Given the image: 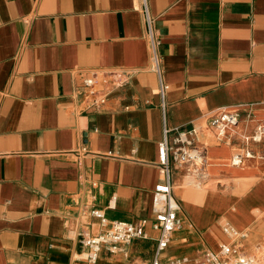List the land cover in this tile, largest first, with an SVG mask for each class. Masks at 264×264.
<instances>
[{"label": "crops", "instance_id": "1", "mask_svg": "<svg viewBox=\"0 0 264 264\" xmlns=\"http://www.w3.org/2000/svg\"><path fill=\"white\" fill-rule=\"evenodd\" d=\"M220 108L239 114L238 133L264 122V0H0V264H152L164 137L180 209L160 260L231 244L264 264V141L219 140ZM190 148L203 163L178 159ZM142 219L145 238L86 258V238Z\"/></svg>", "mask_w": 264, "mask_h": 264}, {"label": "built area", "instance_id": "2", "mask_svg": "<svg viewBox=\"0 0 264 264\" xmlns=\"http://www.w3.org/2000/svg\"><path fill=\"white\" fill-rule=\"evenodd\" d=\"M145 23L147 26V36L149 38L151 50L154 52L158 42L153 37L152 20L149 18L146 8H143ZM154 69L159 74L157 57L153 56ZM112 78L116 80L117 75L113 74ZM118 80V79H117ZM83 84L88 88L86 96L88 99V107L98 108L103 105L106 98L100 92L93 90L94 86L93 78H86L83 80ZM167 86L160 84L159 95L163 99ZM253 115L248 113L246 115V121L254 120ZM240 116L234 110L227 108H220L209 120V126L214 130L216 136L221 141H229L232 137L238 135L243 144L260 143L264 141V122H256L250 133L237 132L236 128L239 124ZM169 132L168 129H164V135ZM181 143H186L187 140L183 136L179 137ZM246 157L251 156L250 152H244ZM178 159L180 161H196L203 163L205 158L200 150L197 148L185 149L177 152ZM232 162L238 164L241 160L239 154H234L231 158ZM157 167L159 170L160 181L155 185V192L161 195L163 199V207L155 208V220L156 224L154 229L158 231L157 245L155 251V257L152 264H180L177 261L162 262L160 256L165 251L172 233L178 229L179 222L177 219V212L180 209L179 203L173 197L171 192V176L172 169L170 164L169 149L167 146L166 138L164 137L158 144V162ZM93 216L98 218L102 224L106 223V218L99 210H93L91 212ZM147 221L142 219L137 223H126L115 221L110 223L109 228L100 233L97 236L89 237L84 240V245L89 248L86 258L90 262H95L98 252L102 245L111 244V250L117 249L118 243L129 242L133 238H145ZM223 233L230 237L238 236L236 230L228 225H225L222 229ZM195 264H256L255 260L249 256L238 253L237 247L231 244H221L219 250L214 252L207 250L203 253L201 259Z\"/></svg>", "mask_w": 264, "mask_h": 264}, {"label": "rangeland", "instance_id": "3", "mask_svg": "<svg viewBox=\"0 0 264 264\" xmlns=\"http://www.w3.org/2000/svg\"><path fill=\"white\" fill-rule=\"evenodd\" d=\"M171 238H172V235H171ZM171 238H170V241H169V243L171 242ZM169 243H168V245H169ZM168 245H167V247H168ZM167 247H166V249H167ZM165 249V250H166ZM172 259H170L169 261H171ZM173 261H177L178 262V260H173ZM168 262V261H167ZM255 262H256V264H257V262H262V261H257V260H255ZM180 263V262H179ZM180 264H183V262L182 263H180ZM186 264V263H185ZM262 264H263V262H262Z\"/></svg>", "mask_w": 264, "mask_h": 264}]
</instances>
